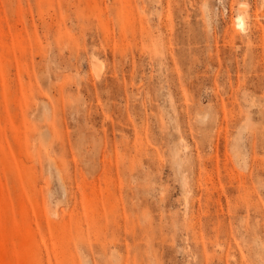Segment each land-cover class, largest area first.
Instances as JSON below:
<instances>
[{
  "label": "rangeland",
  "instance_id": "374dc122",
  "mask_svg": "<svg viewBox=\"0 0 264 264\" xmlns=\"http://www.w3.org/2000/svg\"><path fill=\"white\" fill-rule=\"evenodd\" d=\"M0 264H264V0H0Z\"/></svg>",
  "mask_w": 264,
  "mask_h": 264
},
{
  "label": "bare ground",
  "instance_id": "6f19581e",
  "mask_svg": "<svg viewBox=\"0 0 264 264\" xmlns=\"http://www.w3.org/2000/svg\"><path fill=\"white\" fill-rule=\"evenodd\" d=\"M237 25L239 26V27H243V25H244V19H243V17H237ZM94 62V61H93ZM96 65V64H95ZM99 65V64H98ZM101 68V67H100ZM97 69H98V67H97ZM99 71H100V69H99Z\"/></svg>",
  "mask_w": 264,
  "mask_h": 264
}]
</instances>
